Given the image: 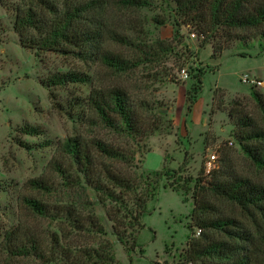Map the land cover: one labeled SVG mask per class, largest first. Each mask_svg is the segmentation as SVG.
I'll return each instance as SVG.
<instances>
[{
    "label": "rangeland",
    "instance_id": "374dc122",
    "mask_svg": "<svg viewBox=\"0 0 264 264\" xmlns=\"http://www.w3.org/2000/svg\"><path fill=\"white\" fill-rule=\"evenodd\" d=\"M145 1V6L127 7L124 0H0V264H42L8 255L2 240L7 231L20 224L45 236L59 232L50 218L37 217L27 209L24 198L49 206L64 202L62 194L52 193L50 184L47 191L33 187L31 181L42 178L53 181L55 187L62 182L50 163L64 161L61 145L69 138H97L115 145L127 142L142 172L154 179L156 172L164 174L131 253L118 242L105 209L89 190L95 213L106 230L101 241L111 243L115 264H227L226 257L206 263L192 260L190 240H204V231L190 228L193 193L197 181L212 182V175L208 177L204 171L209 155L218 157L219 172L264 187V167L250 157V143L242 140L238 124L242 118H252L251 122L264 130V25L250 30L216 27L203 36L204 13L185 15L175 0ZM68 4L89 7L83 24L102 36L105 47L138 67L116 74L71 53L37 52L21 45L14 30L18 11L33 8L51 17L47 9L62 13ZM193 17L200 21H193ZM111 36L126 38L129 45L120 41L105 44L103 38ZM156 43L165 44L168 51L144 59L141 50ZM214 45L219 50L217 55ZM182 71L187 77H182ZM65 73L83 74L88 81L46 85ZM246 75L260 84L241 82ZM200 78L202 90L196 95ZM100 87L123 88L137 105L146 103L148 121L160 123L159 131L131 141L88 125L91 115L88 117L84 103L91 90ZM188 92L195 100L191 110ZM254 93L260 97L256 99ZM235 108L240 115L232 119L228 112ZM25 127L36 133L24 132ZM206 201L212 209L210 217H237L238 230L253 238L264 233V202L259 207L243 208L212 193L207 194ZM207 234L216 241L233 243L225 234Z\"/></svg>",
    "mask_w": 264,
    "mask_h": 264
},
{
    "label": "trees",
    "instance_id": "16d2710c",
    "mask_svg": "<svg viewBox=\"0 0 264 264\" xmlns=\"http://www.w3.org/2000/svg\"><path fill=\"white\" fill-rule=\"evenodd\" d=\"M175 2L185 15L204 13L201 16L204 22L203 36L216 27L250 30L264 25V0ZM123 4L138 7L147 5V1L124 0ZM89 9L68 4L62 13L47 9L51 17L40 15L33 8L21 10L16 14L14 30L23 47L37 52L61 50L82 60L98 62L116 74L137 68L134 61L105 47L102 36L89 25L83 24V17ZM192 19L200 21L194 20V17ZM103 40L105 44L120 41L123 45H129L126 38L119 36ZM147 49L140 53L148 60L168 51L163 43H156L153 48ZM213 50L214 55L219 54L217 46L214 45ZM87 81V76L83 74L65 73L54 76L46 85L61 86ZM198 82L200 87L195 88L196 95L202 90L203 84L201 78ZM254 96L260 97L257 93ZM187 97L188 109L191 110L195 100L190 92ZM84 108L88 117L91 115L88 125L102 127L131 141L160 129V123L150 124L148 121L146 103L138 102L137 105L130 92L123 88H93L85 100ZM228 114L232 119L240 115L237 108ZM251 121L252 118L245 117L238 122L242 128V140L250 143V147H247L250 151H247L252 160L264 167V130ZM248 127L250 129L246 131ZM23 131L36 133L31 127H25ZM61 152L65 156L64 161L52 160L50 166L56 169L62 182L56 187L53 181H44L42 178L34 179L31 183L33 187L47 191L53 187L52 193L62 194L64 202L49 206L37 199L24 198L27 209L37 217L50 218L53 227L59 232L52 231L50 236H45L28 225L20 224L5 233L2 247L12 257L42 264H115L111 243L101 241L106 230L95 213L89 190L96 194L98 203L105 209L118 242L131 253L136 248V235L145 227L142 219L148 212L149 203L158 196L159 181L164 174L156 172L154 179L151 174L142 172L136 153L127 142L115 145L97 138H69L61 145ZM211 178L210 183L197 181L195 184L194 208L191 212L193 225L190 228L194 226L201 233L204 231V240H190L188 245L192 260L206 263L208 259L226 257L227 264H264V233L253 238L238 230L240 221L237 217H210L209 211L212 209L206 201L207 194L212 193L219 199L243 208L248 205L259 207L264 202V187L218 170L213 172ZM186 182L189 184L192 180ZM206 184L208 187H205ZM208 231L225 234L233 243L216 241L207 234Z\"/></svg>",
    "mask_w": 264,
    "mask_h": 264
},
{
    "label": "built area",
    "instance_id": "2783aa9c",
    "mask_svg": "<svg viewBox=\"0 0 264 264\" xmlns=\"http://www.w3.org/2000/svg\"><path fill=\"white\" fill-rule=\"evenodd\" d=\"M182 77H187V75L185 74V71H182ZM241 82L243 83H253V84H260L259 82H257L256 80H250L247 76H244L241 79ZM217 160L218 157L216 155H209L204 163V171H205V175L206 176H211L213 174L214 171H216L217 169ZM189 264H193V263H189Z\"/></svg>",
    "mask_w": 264,
    "mask_h": 264
},
{
    "label": "crops",
    "instance_id": "0c3cea01",
    "mask_svg": "<svg viewBox=\"0 0 264 264\" xmlns=\"http://www.w3.org/2000/svg\"><path fill=\"white\" fill-rule=\"evenodd\" d=\"M247 76V75H246Z\"/></svg>",
    "mask_w": 264,
    "mask_h": 264
}]
</instances>
